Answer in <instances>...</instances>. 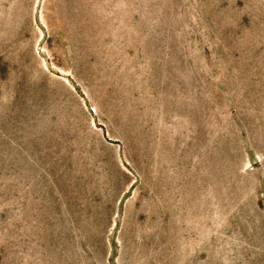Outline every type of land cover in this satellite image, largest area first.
<instances>
[{
    "label": "rangeland",
    "instance_id": "obj_1",
    "mask_svg": "<svg viewBox=\"0 0 264 264\" xmlns=\"http://www.w3.org/2000/svg\"><path fill=\"white\" fill-rule=\"evenodd\" d=\"M0 264H264V0H0Z\"/></svg>",
    "mask_w": 264,
    "mask_h": 264
}]
</instances>
